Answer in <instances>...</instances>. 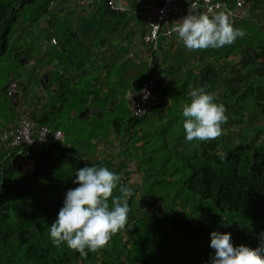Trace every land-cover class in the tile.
Returning a JSON list of instances; mask_svg holds the SVG:
<instances>
[{
	"label": "trees",
	"instance_id": "16d2710c",
	"mask_svg": "<svg viewBox=\"0 0 264 264\" xmlns=\"http://www.w3.org/2000/svg\"><path fill=\"white\" fill-rule=\"evenodd\" d=\"M34 1L0 0L1 50L8 46L12 29L21 17L24 6ZM51 1L45 0L43 7L46 8ZM249 1L251 8L256 6L255 0ZM260 4L264 6V3ZM41 13L45 15L46 11L39 12V9H35L30 22L37 20ZM239 25L240 27L238 25L237 27L246 33L243 38L236 39L231 45L221 47L216 53L213 50L194 53V61L180 76L181 81L175 69L177 62L174 65L167 61V64L162 66L164 47L158 46V55L162 59L160 76L156 81L160 101L158 109L140 117H131L125 105V93L122 95L119 90H115L113 94L98 97L100 91L97 89L92 93L96 98L90 102L88 108L95 110L98 115L100 112L116 108L123 100L125 107L120 118L125 122L127 129L125 132L127 135L119 139L120 144L123 145L124 142L128 143L131 140L129 134L133 131L137 120L149 117L148 115L158 116L162 112L164 103L169 109L178 111L182 110V105L189 101L192 88L205 87L208 91L215 92L218 97L216 102L225 106L228 116V122L222 126L223 130L231 129L234 134L237 130L239 136L243 132L249 133L248 138L234 144L221 137L209 141L188 142L182 128L183 117L179 118V115L173 114L163 122H175L172 125H166L160 132L165 137L168 135L167 138L176 143L172 145L176 157L183 158L184 162L189 160L192 163L188 169L189 172L184 171L179 175L178 182L183 188L182 191L192 199L197 198L199 203L207 204L221 216L246 213V216L239 219L242 218L244 224H247L250 229L246 227L236 233L237 229L232 227L227 231L209 227L210 233L207 238L212 232L229 233L231 242L247 241L249 244H261L264 242V30L262 28L264 20L250 22L244 19L239 21ZM46 26L48 35L55 40L54 46L57 49L54 48V52L57 60L61 62V65H67L65 67L60 65V69L55 74L57 88L54 99L42 108L41 115L35 116L36 122L48 124L50 132L54 135L56 129L63 127L65 122H71V113L77 114L87 108L86 93L69 90V85L75 83L72 69L82 70L80 68L82 63L76 58L85 59L87 49L68 28L60 26L58 30H54L53 25L46 23ZM56 35L65 36V41L59 42ZM179 43L183 44L181 41ZM19 47L16 51H12L15 58L23 55ZM140 65L143 68V76L139 79ZM110 66L113 65L110 64ZM112 76L119 89L126 86L130 90H137L145 76V68L143 63H135L126 68L117 69ZM122 78L125 79L124 84L120 83ZM174 80L178 81L179 88H171ZM111 100L114 101L112 107H110ZM45 108H47L46 111H44ZM77 120L80 119L77 118ZM155 122H161V120L157 118ZM107 125L110 128L109 139L112 135L115 136L110 134L111 128L116 134L119 132V123L109 120ZM116 137L119 138V136ZM134 138L132 140L143 144V135H136ZM86 148L88 149L87 146ZM185 151H188L189 156H186ZM23 152L20 157L8 159L5 166L0 165V264H95L98 257L102 258L100 264H175L174 262L212 264V260L207 256L210 254L208 239L205 241L206 252L201 256L194 251L185 254L183 250L168 260L157 259L159 254L155 253L145 257L142 249H136V237H133L131 232L133 235L136 233L135 225L146 216L137 218L133 210L128 213V223L123 228L122 241L119 230L111 237L106 247L95 252L89 251L86 256H81L79 252L68 248L64 243L58 247L54 246L49 227L55 222L63 206L66 192L77 187L74 183L76 171L85 166L106 167V165L96 158L94 149L84 153V150L77 147H59L56 142L49 143L44 152L25 148ZM41 159L44 160L45 167H37L32 172L31 165L38 164ZM117 166L123 169L121 173L126 178L129 174H134V172L125 173L126 169L120 165ZM167 168L160 167L158 172ZM113 172L119 175V170ZM135 191L133 189L134 195ZM118 194L117 189L114 195ZM175 196L174 192L173 197ZM137 201H134L136 207L133 209H141V202ZM128 204L132 209L130 200ZM160 204H163L162 201L155 200L153 205L160 207ZM172 216L174 218V215ZM193 221H196L195 214L191 216V222ZM193 234L194 231H192ZM190 242L192 245L189 244ZM194 242L192 239L187 240L188 244L184 245L183 249H193L196 246ZM119 247L122 250L117 251ZM115 255L118 258L121 257L119 262L114 258Z\"/></svg>",
	"mask_w": 264,
	"mask_h": 264
},
{
	"label": "rangeland",
	"instance_id": "374dc122",
	"mask_svg": "<svg viewBox=\"0 0 264 264\" xmlns=\"http://www.w3.org/2000/svg\"><path fill=\"white\" fill-rule=\"evenodd\" d=\"M259 1L264 3V0ZM44 2L45 0H35L34 2L24 6V9L21 11V17L19 18L18 23L12 29V35L9 38L8 46L4 48V50L0 49V94L3 92L4 86L8 80V73L10 72V70H14L16 67L15 64L18 59L14 58V56L12 55V51H16V48L19 46V44H22V32L27 21L33 16L35 9H39V12L40 10L42 12L46 11V14L48 16L50 15L51 10H48V5L46 6V8L43 7ZM254 13L264 14V6L256 5L253 14ZM46 14L43 15L42 18L46 19ZM102 15H107L106 24L108 22H111L110 27L106 26L107 29H111L113 25L119 20V16H111L110 14H105L104 12L101 14V16ZM262 17H257L255 18V20H257V22H261L263 21ZM96 20L97 23L94 27L95 32L104 31L106 24L102 26L99 22V17H97ZM245 26L249 27L247 25ZM132 28L133 29L129 30L128 35H133L132 38L137 39V44L139 43V47L142 48L144 57H146L148 55L149 49L146 45L142 44L140 40L142 34V24L138 23L136 27ZM262 28L264 30V25L262 26ZM47 31L48 30L46 29V32ZM118 37L120 36H115V39H117ZM110 39L112 40L114 39V37H111ZM106 42L108 44H106V47H109V38L106 39ZM126 47L127 46L123 44L120 46V50H118V57H120L118 61L120 65L125 63L123 61L128 60L125 54H127L129 51H127L128 47ZM219 49L207 50H213L214 53H216V51H219ZM199 51L202 50L190 51L186 49L183 44L176 41V45L163 50L165 57L164 55L162 56V66H165L167 64V61H170L172 64L174 63V65H176L177 62V66L175 67V69L177 75L180 78L179 81H181L180 76L189 68L190 63L194 61V53ZM132 54L133 55L131 59L133 61L136 59V54L138 53L132 52ZM112 64L114 65V63ZM141 66L142 65H140L141 74L138 77L139 79L141 78V76H143V68H141ZM28 70L29 69L26 68H18L17 71L28 72ZM116 73L118 75H121L119 72ZM107 75L108 74L106 73L105 76L107 77ZM129 76H131V74ZM97 81L101 86V80ZM120 83L124 84L125 79L122 78V80H120ZM105 87L107 89L106 85ZM174 87L179 88L178 81H173V83L171 84V88ZM126 88L127 87H122L121 94L124 93ZM97 90L100 91V89ZM172 92L176 93L175 90H172ZM1 98L2 97H0V105H2ZM125 105L123 100H121L120 105H118L116 108H112V110L109 111H104L103 113H98L96 119L89 115H85L84 117L79 118L80 120L77 121V123L79 124L78 126H80L79 129H83L84 127H86V130L88 132L82 137L85 140V145L88 147V149L86 148V146L84 148L80 145V139L72 141L68 140V142L69 144H73L75 146L77 145V148L85 151H91L92 149L100 146L101 150H98L96 158L104 162L106 167H108L111 171L119 170L118 173L121 176V183L126 184L128 187H131L132 190H136L135 195L129 199L131 201L132 208L130 209V211L133 210V214L137 215V218L146 216L143 219H140L137 222V225H135V228H137V230L134 235L133 232L130 231L132 233V236L136 237V249H142L145 257H147L151 253H155L157 255L159 254V256H157V259L160 260H168L170 258H173L178 255V252H182L183 250H185V254L193 253L194 251V253H198L201 256L206 252L205 247L207 244L205 241L208 239V242L210 243V237L207 238L208 234L210 233L209 227L211 229L215 228L217 230L222 229L226 231L228 228L232 227L237 229V231H235L236 233L240 230H244L247 227V224H244L242 218L239 219V217L246 216V213H241L239 215L221 216L207 204L199 203L197 201V198L192 199L191 196L182 191L183 188L178 182L179 175L184 171L189 172L188 169L192 166V163L189 160L184 162L183 158L176 157L174 154L175 151L172 146L175 142L167 138L168 135L167 137H165L164 134L160 132V130H162L166 125H172L175 121L171 123H166L163 121L156 123L154 122V120H151L149 123H146L148 121V117L139 119L135 123L133 131H130L132 133L129 134L131 140H129L128 143L124 142L123 145L120 144L119 139H123V137L127 135V133H125L127 131L125 122L120 118L122 116V111L124 110ZM167 109L170 115H179V118L183 117L182 110L176 111L173 109H169L168 107ZM79 114L80 112L76 114L74 120L77 119L76 117ZM109 120H114L119 123V132L116 134V132H114V129L111 128L110 133L114 134L115 136H119V138H115V136L112 135L110 141H108L110 128H108L107 125ZM181 121H183V119H181ZM69 131H73V136L79 133L75 131L74 126H71V128H69ZM235 131L237 133L234 134L231 129L227 131L223 130V135L221 136V138L234 144L235 142L239 143L244 138H248L250 136L249 133L245 132L241 133V136H239L238 131ZM93 135L95 136L93 137ZM136 135L144 136L143 144L137 143L136 140H132ZM100 140L101 142L106 143L100 142V145H98V141ZM187 153L188 151H185L186 156L188 155ZM117 165H120L122 168L126 169L127 171L125 173L134 172V174H129L127 178L124 177L121 173L123 169H119V166ZM37 167H45V162L43 159L39 160L38 164H35L33 166L31 165V171L34 172L35 168ZM160 167L168 168L162 170L161 172H158ZM25 180H27V178H25ZM174 192L176 193L175 197H173ZM137 200L141 202V209H133V207H136V202L134 201ZM155 200L162 201L163 204H160V207L154 206L153 204ZM193 214H195L196 216V221L191 222V216H193ZM172 215H174V218ZM247 229L250 228L247 227ZM120 231L122 241L124 239V236L122 234L123 229H121ZM192 231H194L193 235ZM191 239L195 241L194 244L196 246H194V248L190 250L183 249L184 245L188 244L187 240ZM189 244H191V242ZM232 244L234 247L244 245L251 248H257L261 245L256 243L249 244L247 243V241H233ZM208 249L210 251V254L207 256L210 258V260H212L215 255V250L211 247H209ZM120 250H122L121 247H119L117 251ZM160 255L162 256L161 258ZM116 256L117 255H115L114 258H116L119 262L121 257L118 258ZM101 262L102 258L98 257V259L94 263L100 264Z\"/></svg>",
	"mask_w": 264,
	"mask_h": 264
},
{
	"label": "clouds",
	"instance_id": "9594fccd",
	"mask_svg": "<svg viewBox=\"0 0 264 264\" xmlns=\"http://www.w3.org/2000/svg\"><path fill=\"white\" fill-rule=\"evenodd\" d=\"M171 31L190 51L219 49L246 34L243 29L233 26L225 11L215 14L189 12L174 23ZM189 97L182 105L186 140L220 138L228 116L225 106L216 102L217 94L199 87L192 88ZM120 181L121 176L105 166L78 169L74 180L77 187L66 192L63 206L49 227L54 246L64 243L81 256L106 247L111 237L127 225L128 200L134 195L132 188ZM117 189L119 194L114 195ZM210 247L215 250L212 264H264V242L257 248L234 247L231 234L212 232Z\"/></svg>",
	"mask_w": 264,
	"mask_h": 264
},
{
	"label": "crops",
	"instance_id": "0c3cea01",
	"mask_svg": "<svg viewBox=\"0 0 264 264\" xmlns=\"http://www.w3.org/2000/svg\"><path fill=\"white\" fill-rule=\"evenodd\" d=\"M52 1H54V7L50 12L49 18L45 19L46 21H44V18H42L43 14L41 13V15L34 22H30L29 19L25 25V28L23 29L22 44H19V51L22 52L23 55L16 58L18 59L15 64L16 67L14 70H10V72L8 73V80L4 86L3 92L0 94V97H2V105H0V130L14 122V106L16 105L17 101L22 102L27 108H29L32 112L33 117L35 118V116L41 115L43 113L42 108L46 106L49 101H52V99H54L57 88V84L55 82V74L57 73L58 69H60L61 62H59L56 58L57 55L54 52V48L55 50L57 48L54 46L55 43H53V38L46 32V23L47 25H53L54 30H58V27L60 26L68 28L77 37L76 39L79 40L87 49V56L85 59L82 60L81 58L79 60L78 58H76L77 61H80L82 63V67H80L82 70H77L75 68L72 69V71L74 72L73 77L75 83L69 85V90H78L79 92L86 93L87 95V101L85 103L87 108L82 111H86V113L81 117H79L78 115L76 117L78 119L84 117L85 115L92 116L96 119L97 114L95 110H91L88 108L90 102H93V100L96 98L92 93H94V91L98 88L100 89L98 97L113 94L115 90H119L121 92L122 90L117 86L112 74L119 68H126L129 65L135 63L141 64L145 59L142 48L139 47V43L137 44V39L132 38L133 35H128L129 30L133 29L132 27H136L138 23L142 24L139 19H134L127 15L120 14L118 22H116L111 29H107L106 26L110 27L111 22H108L106 24L107 15L101 16V14L103 13L101 0ZM135 1L146 0H117V3L120 6L129 8ZM255 1L257 2L256 5H261V2L259 0ZM254 8L255 6L251 8L248 17H246L245 20L256 22L255 18L262 16L264 20V14L260 15L258 13H254L256 14V16L253 14ZM97 17H99V22L102 26L106 24L104 31L95 32L94 27L97 23ZM18 20L16 24L18 23ZM237 25L238 27H240L239 22L236 24V28H238ZM115 36L120 37L115 39ZM111 37H114V39L111 40ZM56 38L59 42H64L66 37L56 35ZM108 38L110 41V45L109 47H106L108 45L106 39ZM176 41L179 43V38H176L168 47L176 45ZM123 44L128 47V53L134 52L138 54H136L137 57L133 61L132 59L128 58V53L125 54L128 60L123 61L125 63L120 65L118 61V59H120V57H118V50H120V46ZM13 54L14 52L12 53V55ZM112 63H114V65ZM110 64H112L113 66H110ZM61 66L65 67L67 65ZM18 68H26L29 70L28 72L17 71ZM106 73L108 74L107 77L105 76ZM97 80H101V86L98 84ZM12 81H15L17 83V87L19 91H21V96H16L15 94L13 95L8 93V84ZM105 85L107 86V89ZM77 86H81L83 88L78 89L76 88ZM128 90H130L129 87H127L125 91ZM113 102L114 101L111 100L110 107H112ZM161 110L162 112L161 114H158V116L148 115V123L151 120H154L155 122L157 118L158 120L164 121L170 115L168 113L166 103H164ZM75 116L76 114L71 113V122H65L63 127L56 129L55 132L56 134L58 132L62 133L64 142L68 143V146H77L69 144L68 140L72 141L80 139V145L82 147H85V140L82 137L88 132L86 130V127H84L83 129H79L80 126H78V120H74ZM71 126H74L75 131L79 132L75 136H73L72 134L73 131H69V128H71ZM94 136L95 135H93V137ZM110 139L111 137L108 141H110ZM52 142L55 141L53 140ZM100 142L101 140L98 141V145H100ZM99 149L101 150L100 146L94 149L96 151V156ZM84 153H86L85 150ZM174 263L180 264V262Z\"/></svg>",
	"mask_w": 264,
	"mask_h": 264
},
{
	"label": "built area",
	"instance_id": "2783aa9c",
	"mask_svg": "<svg viewBox=\"0 0 264 264\" xmlns=\"http://www.w3.org/2000/svg\"><path fill=\"white\" fill-rule=\"evenodd\" d=\"M101 1L105 3L109 11L139 19L142 23L140 40L149 49L148 55L142 62L145 76L141 85L137 90L133 89L124 94V101L131 117H140L159 108L156 81L160 76L162 59L157 54L158 46L167 48L178 38L177 34L171 31L177 20L189 12L215 14L225 11L235 27L239 21L246 19L251 8L249 0H146L135 1L129 8L120 6L117 0ZM53 7L54 1L49 2L48 10H52ZM48 18L46 14V19ZM128 58H132V53H128ZM7 91L9 94L21 96L15 81L8 84ZM14 115V122L0 130L1 166H5V162L12 157L22 156L24 148L44 152L45 147L53 140L59 147L68 146L65 145L61 132L53 135L48 125L38 124L31 110L22 102H16ZM48 135L52 136L51 141L48 140Z\"/></svg>",
	"mask_w": 264,
	"mask_h": 264
},
{
	"label": "water",
	"instance_id": "95a60500",
	"mask_svg": "<svg viewBox=\"0 0 264 264\" xmlns=\"http://www.w3.org/2000/svg\"><path fill=\"white\" fill-rule=\"evenodd\" d=\"M101 4H102V11L105 14H110V15H113V16H119L120 15L118 12L109 11L103 1H101ZM85 113H86V111L80 113L79 114V117L83 116V114H85ZM51 139H52V136L51 135H48V140L51 141Z\"/></svg>",
	"mask_w": 264,
	"mask_h": 264
}]
</instances>
